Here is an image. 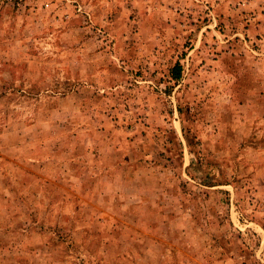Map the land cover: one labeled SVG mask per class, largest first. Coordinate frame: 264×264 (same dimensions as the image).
Instances as JSON below:
<instances>
[{
    "label": "rangeland",
    "instance_id": "obj_1",
    "mask_svg": "<svg viewBox=\"0 0 264 264\" xmlns=\"http://www.w3.org/2000/svg\"><path fill=\"white\" fill-rule=\"evenodd\" d=\"M0 264H264V0H0Z\"/></svg>",
    "mask_w": 264,
    "mask_h": 264
},
{
    "label": "trees",
    "instance_id": "obj_2",
    "mask_svg": "<svg viewBox=\"0 0 264 264\" xmlns=\"http://www.w3.org/2000/svg\"><path fill=\"white\" fill-rule=\"evenodd\" d=\"M181 71L180 65L176 62L168 69V76L170 79L175 80L179 77Z\"/></svg>",
    "mask_w": 264,
    "mask_h": 264
}]
</instances>
